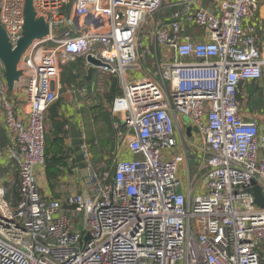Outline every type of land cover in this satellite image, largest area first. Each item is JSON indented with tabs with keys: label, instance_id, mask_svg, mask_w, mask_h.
<instances>
[{
	"label": "built area",
	"instance_id": "obj_1",
	"mask_svg": "<svg viewBox=\"0 0 264 264\" xmlns=\"http://www.w3.org/2000/svg\"><path fill=\"white\" fill-rule=\"evenodd\" d=\"M199 1L33 0L50 32L19 65L26 118L16 115L0 62V105L14 137L0 158L19 172L16 203L0 186V264H264V209L251 190L264 194V125L246 120L239 100L245 85L264 82V27L255 22L264 0H212L219 14ZM25 5L0 0L13 49ZM80 56L101 61L123 91L112 104L117 149L108 170L82 145L93 194L52 199L37 171L46 168L45 118L62 65ZM177 116L201 144L187 140Z\"/></svg>",
	"mask_w": 264,
	"mask_h": 264
},
{
	"label": "crops",
	"instance_id": "obj_2",
	"mask_svg": "<svg viewBox=\"0 0 264 264\" xmlns=\"http://www.w3.org/2000/svg\"><path fill=\"white\" fill-rule=\"evenodd\" d=\"M200 7L213 13H218V5L212 0H200ZM168 14V13H167ZM256 24L264 27V3L260 6L259 13L255 20ZM199 35L200 31H192ZM49 45L51 43H48ZM264 55V43L261 45ZM84 57H76L62 65L58 80V100L50 106L46 113L45 129L50 136L51 143L47 146L45 141V154L48 158H66V151H71L67 156L66 166L61 167L62 174L56 180H49L47 176V162L44 171H41L38 182L43 195L52 199H63L73 194H83L89 191L88 184L80 169L78 156L74 149L72 128H75L80 134L81 145L86 144L89 147L91 161L98 159L97 165L111 159L110 151L105 142L109 139L111 129L113 130L112 104L117 96H121L123 91L119 88L118 79L107 73H104L100 67L95 68L92 78L87 80V73L90 65ZM1 71L5 72L1 63ZM136 80L143 79L141 75L133 74ZM132 78V76H130ZM75 85L76 89L70 91L69 88ZM25 80L22 79L15 84L13 91H10L11 98L15 105L16 115L20 118L27 117V104L24 94ZM84 90L83 93L80 90ZM243 92L239 95L241 102L240 111L246 120L258 118L264 125V82H253L243 87ZM109 116L111 124L109 126ZM121 120V119H120ZM184 118L177 116L178 127L189 142L202 140L191 132V127ZM0 146L4 149L14 146V137L5 127V115L0 105ZM190 128V129H189ZM66 133V135H64ZM178 135L180 134L177 128ZM190 138V140H189ZM187 148L190 149V145ZM56 145L55 154L51 150L52 145ZM48 149V151H47ZM125 156V155H124ZM123 156V157H124ZM46 157V161L47 158ZM133 156L127 158L130 159ZM195 160L194 167H191V173L194 176L198 173L197 156H192ZM74 168L77 172H74ZM184 175V168H181ZM0 186L3 185L7 190V201L14 204L18 199L19 172L17 163L5 156L0 158Z\"/></svg>",
	"mask_w": 264,
	"mask_h": 264
},
{
	"label": "water",
	"instance_id": "obj_3",
	"mask_svg": "<svg viewBox=\"0 0 264 264\" xmlns=\"http://www.w3.org/2000/svg\"><path fill=\"white\" fill-rule=\"evenodd\" d=\"M66 31L67 29L61 30L62 33ZM49 32V25L35 11L33 0H26L23 38L15 49L12 48V45L8 40L6 31L0 23V62L4 66L6 81L10 91L14 90L15 84L20 81V78L22 76V72L19 70V65L22 61V58L36 41H40L46 38L49 35ZM86 61L90 65L86 78L87 80H90L95 68L102 67L103 64L101 61L96 60L91 56L88 57ZM71 134L75 150L77 153H80V134L75 128H72ZM78 162L83 176L88 184V187L93 194L92 186L90 185L88 172L86 171L84 157L82 154H79ZM194 164L195 160L192 159L190 166L193 168ZM251 190L255 197L256 204L264 209V194L262 192V189L258 186H254Z\"/></svg>",
	"mask_w": 264,
	"mask_h": 264
},
{
	"label": "rangeland",
	"instance_id": "obj_4",
	"mask_svg": "<svg viewBox=\"0 0 264 264\" xmlns=\"http://www.w3.org/2000/svg\"><path fill=\"white\" fill-rule=\"evenodd\" d=\"M149 30H150V28L148 26H146V27H144L142 29V31H141V40L148 35ZM55 39H56V41H60L63 38H60L59 35H55ZM50 45H54L55 46L56 44L51 43ZM153 52H155L154 48H153ZM140 53L141 54H145L144 48L140 49ZM144 65H145L146 69L149 68L153 72L156 70L155 65H154V59L151 56H149V54L146 55V60L144 59ZM21 67H24V64H22ZM145 68L142 70V72H141L142 74L143 73H147ZM111 119L112 118H110V116H109V126L112 123ZM116 121L119 122V120H117V119H116ZM183 121L187 122V120L185 118H184ZM189 140H190V138H189ZM105 144L108 147L107 148L108 152L110 151V154H113V155H111L112 158L108 159L109 161H111V160L114 159V154H115L116 149H117V138H116V132H115L114 128H113V130L111 129L110 134H109V139L105 142ZM120 155H121V153L119 154V156ZM125 157L129 158V157H131V155L126 153ZM135 159L140 160V159H142V156H136ZM97 162H98V159L96 161L92 162L95 168H97L99 166V165H97ZM262 251H264V246H262Z\"/></svg>",
	"mask_w": 264,
	"mask_h": 264
},
{
	"label": "trees",
	"instance_id": "obj_5",
	"mask_svg": "<svg viewBox=\"0 0 264 264\" xmlns=\"http://www.w3.org/2000/svg\"><path fill=\"white\" fill-rule=\"evenodd\" d=\"M46 126V125H45ZM66 135V133L64 134ZM45 137L47 139V146L49 145L50 146V143H51V139H50V136L48 135V133L45 134ZM55 148H56V145H52L51 146V150H53V154L56 155L55 153ZM73 147L70 149V151H66V158L62 157V158H48L47 155L48 152H47V155L46 157L48 158L47 159V169H46V172H47V176L49 178V180H56L63 172L62 170L60 169L61 167H65L66 166V160L68 159L69 156H67L72 150ZM75 149V148H74ZM48 151V149H47ZM105 162V161H103ZM112 165V160L107 162V169L110 170V167ZM18 194H19V190H18ZM18 200V199H17ZM17 202V201H16ZM15 202V203H16Z\"/></svg>",
	"mask_w": 264,
	"mask_h": 264
}]
</instances>
